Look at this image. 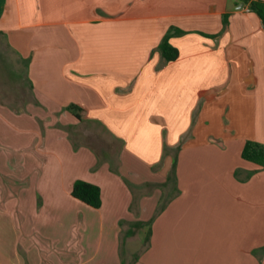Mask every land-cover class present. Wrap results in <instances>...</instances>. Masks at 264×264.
<instances>
[{"label":"crops","instance_id":"0c3cea01","mask_svg":"<svg viewBox=\"0 0 264 264\" xmlns=\"http://www.w3.org/2000/svg\"><path fill=\"white\" fill-rule=\"evenodd\" d=\"M241 4L0 0L23 68L0 88V264H264V169L242 158L264 144V24Z\"/></svg>","mask_w":264,"mask_h":264},{"label":"trees","instance_id":"16d2710c","mask_svg":"<svg viewBox=\"0 0 264 264\" xmlns=\"http://www.w3.org/2000/svg\"><path fill=\"white\" fill-rule=\"evenodd\" d=\"M244 4L246 8H249V11H253L257 13L264 24V1L262 0H239ZM180 31H169L162 39L159 50L161 52L162 57L166 62L174 61L179 56V51L173 47L169 40L174 34H181ZM70 110L74 109V106H69ZM80 118V117H79ZM242 158L246 161L252 162L261 168L264 169V144L255 142V141H247L242 150ZM72 196L93 207L99 208L101 207V189L91 183L78 180L75 182L72 189Z\"/></svg>","mask_w":264,"mask_h":264},{"label":"rangeland","instance_id":"374dc122","mask_svg":"<svg viewBox=\"0 0 264 264\" xmlns=\"http://www.w3.org/2000/svg\"><path fill=\"white\" fill-rule=\"evenodd\" d=\"M17 69V70H16ZM22 66L15 65L12 55L5 48L4 44L0 40V88L14 90L20 85L19 81L22 79L20 71H22ZM15 71H18V74L15 75ZM8 151V152H7ZM7 153L15 154L14 150L10 151L7 149ZM10 151V152H9ZM15 157V156H14ZM9 174L16 175V159H13V165H8ZM19 173V172H18ZM15 179V178H14ZM136 248V247H135Z\"/></svg>","mask_w":264,"mask_h":264},{"label":"built area","instance_id":"2783aa9c","mask_svg":"<svg viewBox=\"0 0 264 264\" xmlns=\"http://www.w3.org/2000/svg\"><path fill=\"white\" fill-rule=\"evenodd\" d=\"M246 11H249V8H245Z\"/></svg>","mask_w":264,"mask_h":264},{"label":"water","instance_id":"95a60500","mask_svg":"<svg viewBox=\"0 0 264 264\" xmlns=\"http://www.w3.org/2000/svg\"><path fill=\"white\" fill-rule=\"evenodd\" d=\"M242 6H243V4L240 5V7H242Z\"/></svg>","mask_w":264,"mask_h":264}]
</instances>
